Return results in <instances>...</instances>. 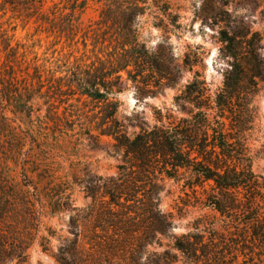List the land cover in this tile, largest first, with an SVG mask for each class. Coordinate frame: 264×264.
Listing matches in <instances>:
<instances>
[{
  "label": "rangeland",
  "instance_id": "374dc122",
  "mask_svg": "<svg viewBox=\"0 0 264 264\" xmlns=\"http://www.w3.org/2000/svg\"><path fill=\"white\" fill-rule=\"evenodd\" d=\"M66 1L0 0V93L5 87L10 90L0 101V240L10 251L25 245L24 261L7 264H126L120 252H112V226L104 225L100 218L104 198L94 201L84 188L89 179L93 185L106 183L123 163V151L113 146L112 137L100 136L96 142L88 134L100 123L103 102L80 95L61 100L47 86L43 94L32 96L31 107L22 101L34 95L28 88L34 83L37 65L42 66L45 79L53 71L56 76L64 75L69 62L88 57L84 55L85 38L86 54L94 58L91 50L103 4L87 0L77 15L78 34L72 40L60 30L65 28L63 16L53 13L55 3L62 7ZM227 27L250 31L249 37L257 33L258 53L264 59V0H148L139 23L140 40L152 51L171 44L174 61L169 67L178 69L187 57L194 68L181 73L173 86L166 85L167 73L148 72L133 81L122 72V91L115 97L121 103L118 118L129 134L157 124L156 109L189 117L192 105L183 109L175 103V96L193 80L195 71L205 81L204 103L216 106L229 67L218 32ZM104 29L106 26L101 31ZM107 31L111 34L113 29ZM11 47L18 51V62H13ZM262 70L264 75V63ZM51 79L46 80L48 86ZM255 81L257 88L246 84L235 109L253 170L264 181V78ZM6 95L11 96L10 101L5 100ZM19 109L24 112H17ZM91 133L98 135L96 130ZM23 165H27L26 171ZM189 176L184 169L177 178L160 176L159 206L174 215L175 224L161 237L162 246L152 245L150 251L170 248L172 236L188 232L199 217L215 221L214 212L203 207L185 186ZM259 264H264V256Z\"/></svg>",
  "mask_w": 264,
  "mask_h": 264
},
{
  "label": "trees",
  "instance_id": "16d2710c",
  "mask_svg": "<svg viewBox=\"0 0 264 264\" xmlns=\"http://www.w3.org/2000/svg\"><path fill=\"white\" fill-rule=\"evenodd\" d=\"M30 1L41 4L46 0ZM96 1L103 7L91 50L94 58L86 54L85 38L84 55L88 57L69 62L64 75L56 76L53 71L45 79L42 66L37 65L34 83L28 88L34 95L22 101L31 107L32 96L43 94L47 86L57 91L61 100L80 95L103 102L100 123L88 128V134L96 142L100 136L112 137L113 146L123 151V163L118 166L117 175L108 177L106 183L93 185L89 179L84 188L94 201L99 197L105 200L100 218L104 225L112 226V252H120L126 264H259L264 256V181L253 170L235 109L237 99L245 94L246 84L250 89L257 88L255 78H264V59L258 53L259 35L252 33L249 37L250 31L245 33L232 27L219 30L221 52L228 57L229 67L215 107L204 103L205 81L195 71L193 80L175 96V103L183 109L192 105L188 108L190 116L178 117L169 110L163 113L156 109L159 124L150 129L142 126L131 135L118 118L121 103L115 96L122 91V72L133 81L148 72L167 73L166 85L173 86L181 73L192 72L194 63L186 57L183 66L171 68V44H161L152 51L140 40L139 23L148 9V0ZM86 4L87 0H69L62 7L54 4V15L64 18L65 28L60 30L72 40L78 34L77 15ZM104 26L107 29L101 31ZM108 28L113 29L111 34ZM11 50L13 62H18V51L13 47ZM174 69L177 71L171 73ZM50 78L52 85L48 86L46 80L50 82ZM6 91H10L8 87L3 93ZM3 93L0 101L4 100ZM5 100L10 101L11 96ZM2 119L8 120L5 115ZM95 130L98 135L91 133ZM26 168L23 165L25 171ZM181 169L190 175L185 186L203 207L214 212L215 221L206 222V217H199L188 232L172 236L170 248L150 251L152 245L162 246L161 237L175 224L174 215L164 213L159 206L160 176L177 178ZM97 188L101 189L99 195ZM24 252L25 245L10 251L0 240V264L23 262Z\"/></svg>",
  "mask_w": 264,
  "mask_h": 264
}]
</instances>
